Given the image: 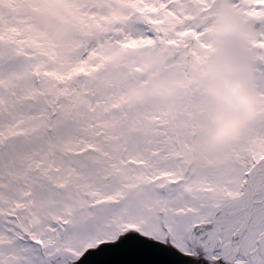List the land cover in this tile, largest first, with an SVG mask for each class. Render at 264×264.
I'll return each mask as SVG.
<instances>
[{
  "label": "snow or ice",
  "instance_id": "obj_1",
  "mask_svg": "<svg viewBox=\"0 0 264 264\" xmlns=\"http://www.w3.org/2000/svg\"><path fill=\"white\" fill-rule=\"evenodd\" d=\"M31 8L0 17V264H264V0ZM225 54L255 114L227 163L197 161L232 112L203 86Z\"/></svg>",
  "mask_w": 264,
  "mask_h": 264
},
{
  "label": "clouds",
  "instance_id": "obj_2",
  "mask_svg": "<svg viewBox=\"0 0 264 264\" xmlns=\"http://www.w3.org/2000/svg\"><path fill=\"white\" fill-rule=\"evenodd\" d=\"M219 29L226 35L234 32L231 23H224ZM240 71L241 69L227 54L215 67L209 69L203 85L205 91L221 103L229 105L232 112H219L213 117V123L207 127L201 145L197 149L201 157L216 158L223 150L232 146L242 134L244 119L255 114L256 101L246 93L243 82L238 76ZM148 91L168 94L170 88L163 80H157L150 90H134L132 98L141 100Z\"/></svg>",
  "mask_w": 264,
  "mask_h": 264
},
{
  "label": "bare ground",
  "instance_id": "obj_3",
  "mask_svg": "<svg viewBox=\"0 0 264 264\" xmlns=\"http://www.w3.org/2000/svg\"><path fill=\"white\" fill-rule=\"evenodd\" d=\"M34 2L35 0H0V17L9 22L23 20L26 23L32 24L34 14L31 5ZM48 35L51 36L53 33L48 32Z\"/></svg>",
  "mask_w": 264,
  "mask_h": 264
},
{
  "label": "rangeland",
  "instance_id": "obj_4",
  "mask_svg": "<svg viewBox=\"0 0 264 264\" xmlns=\"http://www.w3.org/2000/svg\"><path fill=\"white\" fill-rule=\"evenodd\" d=\"M145 56L151 60H153L157 65H161L164 63V61L166 60V56L165 54L163 53V51H156V52H147L145 53ZM128 58L125 56L124 57V60L126 61ZM121 74L122 75H127L126 72H124L123 69H121ZM157 80H160V78H156L153 80V83ZM152 83V84H153ZM140 89H147L144 87L143 84H137L133 89H130V93L132 95L133 91L134 90H140ZM147 98V93L145 94L144 98L141 99V100H135L132 98V106L134 107L136 104H139L141 103L144 99ZM202 139H203V135H201L200 139L197 140L196 142H194L193 146H192V150H193V154H194V159H196L197 161L199 160H209V161H212V162H215V163H227L226 160L223 159V153L226 152L229 148H226L225 150H223L218 157L216 158H212V159H209V158H204V157H201L198 155V152H197V149L200 147L201 145V142H202Z\"/></svg>",
  "mask_w": 264,
  "mask_h": 264
}]
</instances>
